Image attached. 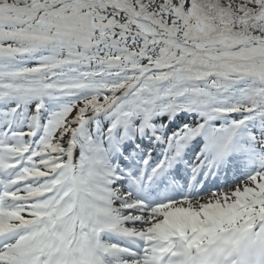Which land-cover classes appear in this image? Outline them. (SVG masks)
<instances>
[{"label": "snow or ice", "instance_id": "obj_1", "mask_svg": "<svg viewBox=\"0 0 264 264\" xmlns=\"http://www.w3.org/2000/svg\"><path fill=\"white\" fill-rule=\"evenodd\" d=\"M0 264H264V0H0Z\"/></svg>", "mask_w": 264, "mask_h": 264}]
</instances>
